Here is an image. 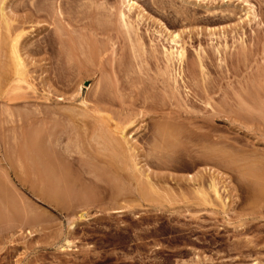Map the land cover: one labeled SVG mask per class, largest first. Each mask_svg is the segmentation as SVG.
<instances>
[{
  "label": "rangeland",
  "instance_id": "1",
  "mask_svg": "<svg viewBox=\"0 0 264 264\" xmlns=\"http://www.w3.org/2000/svg\"><path fill=\"white\" fill-rule=\"evenodd\" d=\"M133 1L128 11L125 0H0V37L19 35L27 64L20 89L0 94V264H264V0ZM167 33L184 48L179 65L165 60ZM144 97L164 114L214 110L218 142L162 155L165 166L140 138ZM96 98L102 115L133 122L134 159L118 160L81 120ZM38 140L80 198L44 197L26 164ZM209 148L215 162L195 163ZM210 166L221 199L206 192ZM188 176L197 181L174 179Z\"/></svg>",
  "mask_w": 264,
  "mask_h": 264
},
{
  "label": "bare ground",
  "instance_id": "2",
  "mask_svg": "<svg viewBox=\"0 0 264 264\" xmlns=\"http://www.w3.org/2000/svg\"><path fill=\"white\" fill-rule=\"evenodd\" d=\"M125 2H126L125 6L127 7V10L128 11L131 10L133 7L134 1L133 0H125ZM125 2H124V4H125ZM1 6L2 5H0V7ZM246 7H248V6H246ZM246 7L243 6L242 8H243V10H245L246 13L249 14L248 11L251 7L250 8H246ZM4 13H5V9H4ZM4 13H3V8L1 7L0 8V16H1V18L4 19V22H5L4 25H7L9 27V24H7L8 23L7 18H6V16H4ZM122 13L123 12H121V14ZM138 15H137V17H138ZM121 17H123V16H121ZM8 27H7L6 33L9 32ZM4 36L6 38L7 34H5ZM4 36H3V38L0 37V38H2L0 40V45L1 44L4 45V47H2L3 45H1L2 48L1 47L0 48L2 49V53H4L6 50L9 51V53L6 54L7 52H5L3 60L1 61V59H0V62H1L0 65L2 66V64H3L2 62L3 61L5 62L4 64H6V68H4L5 66L3 64L2 69L3 68L5 70L7 69V72L9 73L8 76L10 77L9 78L10 81L7 85L6 82L8 81L7 80L8 78L6 79L7 81L5 82L6 83L5 86H7V87L4 90H1L0 94H4V96L8 97L9 94L12 92V89H14V90L20 89V83L25 82V78L27 77V76L25 77V75H27L25 68H26L27 64L25 66L24 63H26V62H24L25 60H23V57L20 54V50H19V46H18V42H20L19 41L20 36L15 35V36H18L17 37L18 39L16 37H15L16 38L15 39V38H13L14 37L13 35H12L13 37H11V35H10V37H8V38H10V40L7 38L8 39V40L6 39L7 41L4 40L5 39ZM8 36H9V34H8ZM165 40L170 45V49L165 50V48H164L165 57H166L165 60L169 63H171V61H173V60H176V62H178V65H179V63L181 64V62L183 60V56H184V48L179 45V41H178L179 35L176 33H174V34H170V33L168 34L167 33V38ZM5 41L7 44H4ZM8 45L10 47V50H8V48H7ZM1 49H0V52H1ZM0 56L2 57L3 54H0ZM4 58L6 59V61L4 60ZM168 66L169 65H167V66L165 65L166 68ZM174 81H175V79H174ZM27 85H29V84H27ZM166 86H167V84H166ZM147 99L148 98L144 97L143 101H142L143 109L145 110L144 112H142V115H143V117L146 116V119H147V124H145L143 126L142 131H144L145 129H146V131H144L140 135V138L144 137V136L146 137L147 134L150 136V139L152 141V145H151L150 150L152 152H154L153 153L154 155L152 154V156L154 158L158 159L159 162L163 163L165 166L170 167L171 165H169L165 161L161 160L160 156H162V155H165V157H166V155L168 153L173 152L174 154H176V156H180V157L186 156L189 152H197L199 150V148H194V146L198 145V143H200V142L202 143L203 141H207L211 145L216 144L218 142L219 136L215 135V137H214V134L212 133V130L214 129L213 123L216 120L215 119L216 114H215L214 110L211 113V116L209 118L208 117L205 118V117L200 116V115H194L192 113H188V112L180 111V110L175 111L174 114H171V113H165L164 114L162 112V109H163V104H161L162 102H160L158 104L156 102L148 101ZM84 102H83V105H85V103H86V102L85 103ZM85 106L88 107L87 105H85ZM86 107H84L83 109H85ZM89 109H90V111H88L89 113L85 112V111L83 112L84 113L83 115L81 113V116H82L81 120L84 121L86 118H90V119L92 118L93 123H90V125L93 124V126L91 125V127H93L92 129L94 131H96V133L98 132V135H101L103 133L102 137H104L106 139L108 138V140L111 143H113L112 147L114 149V155L118 160H123V158L125 156L127 157L128 156L127 154L129 151H131V150L134 151L135 147L133 148L132 143H131V139H128V134L132 133V129H134V127H135L134 126V127H131V129H129L130 128L129 124L133 123V122H131V119L127 120V118L123 117L124 118V120H123V118L119 117L120 120L119 119L115 120L118 117H116V118L114 117L115 118L114 119V118H112L111 114H108L107 112H106V114L102 115V113H104L105 110H108V112H109L110 109H109V107H107V105L105 106L104 101L99 99V98L95 99L93 106ZM89 109L87 108V110H89ZM150 110H152V112H150ZM85 113H88V114L85 115ZM91 113H94V114L91 115ZM148 113H150V114L148 115ZM93 115H95V116L93 117ZM92 120H90V121H92ZM126 120H127V122H126ZM203 120L205 122H207L206 123L207 126L205 127L207 131L201 132V131H199V129H200V127L202 129V126H199V125H201L199 123L200 122L203 123ZM114 121H116V122H114ZM126 125L127 126L129 125V128L127 127L128 130L126 129ZM196 129H198V130H196ZM116 133H117V135H116ZM46 136H47V139L51 138L52 141H54L56 143L59 142V137L52 135L51 132H49V131H48ZM38 141L29 144L30 147H28V149H27V151L29 153V156H28L29 159L27 160L26 164H27V167L29 168V170L31 168H34L33 170H35L39 176L38 180L41 179V181L40 180L39 181L44 184L43 185L44 186V190H43L44 197L47 198V200L51 199V201H53V200H56V201L65 200L66 201V199H69L70 197H71V199L79 197V195L77 196L76 194L73 193L75 191V189L71 188L72 181L70 179L71 177H70L69 173L67 172V169H65L64 165L58 160V158L48 148H46L43 145L41 140L39 142ZM183 142H185V145H188V148H186V146L183 145ZM209 149L210 150H205V151L200 152V154L195 159V163H208L209 164V163L215 162L214 160H216V156H217L215 153V150L213 148H212L213 150L211 148H209ZM132 152H129V153L131 154ZM131 155L132 156L128 157V159L132 158L134 154H131ZM142 155L146 156L144 154H142ZM132 159H134V158H132ZM130 161H132V160H130ZM133 164L135 167L136 163L133 162ZM135 168H137V167H135ZM209 168H210V170L208 169V171L211 172L210 174H208L209 175V180H208V190L209 191L203 190V189L198 187L196 189L195 193L200 194V196L204 197V195H206V192H210V193H212L214 198H220L221 199V196L219 195V192H218L217 183H216L217 177L214 174V172L211 171L212 166H210ZM36 172H35V174H36ZM32 173L34 174V171ZM51 179H54L55 182H57V183L55 184L54 180H52L53 183L50 182ZM174 179L176 180V182L197 181V177L195 178L194 176L193 177L188 176L187 178L176 177ZM198 180H199V178H198ZM58 183H59V185H58ZM149 183L151 184V181L148 179L147 184H149ZM60 184L62 185L61 187H60ZM71 189H74V190L71 191ZM151 189H153V187ZM206 189H207V187H206ZM146 190H147V188H145L144 191H146ZM76 192L77 191H75V193ZM72 194H74L75 197H72L73 196ZM146 195H147V193H146ZM207 202H208V200H207ZM57 203H59V202H57ZM222 204L224 205L225 203H222ZM15 212H14V214H15ZM14 214L12 213L13 216H17L18 212H16L15 215Z\"/></svg>",
  "mask_w": 264,
  "mask_h": 264
}]
</instances>
